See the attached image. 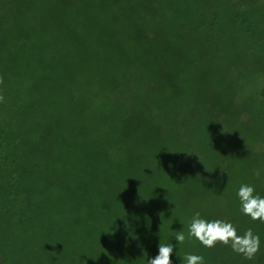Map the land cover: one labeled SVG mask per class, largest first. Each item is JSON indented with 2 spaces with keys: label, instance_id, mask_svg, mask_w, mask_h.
<instances>
[{
  "label": "trees",
  "instance_id": "trees-1",
  "mask_svg": "<svg viewBox=\"0 0 264 264\" xmlns=\"http://www.w3.org/2000/svg\"><path fill=\"white\" fill-rule=\"evenodd\" d=\"M0 76V264H264V0H0Z\"/></svg>",
  "mask_w": 264,
  "mask_h": 264
},
{
  "label": "clouds",
  "instance_id": "clouds-1",
  "mask_svg": "<svg viewBox=\"0 0 264 264\" xmlns=\"http://www.w3.org/2000/svg\"><path fill=\"white\" fill-rule=\"evenodd\" d=\"M3 83L4 79L0 76V85ZM4 99V96L0 94V103ZM237 195L242 213L250 217L252 221H259L264 224V197L256 195L254 187L247 184L241 185ZM193 238L209 249L215 248L217 244L230 247L233 252L242 255L246 260H253L261 250L260 236L255 234L251 228L241 235L232 223L220 219L208 221L201 218L199 212H196L192 217L187 235L184 231H180L174 237L179 244H183L186 240L190 241ZM39 250L37 245L28 249L35 256L39 253ZM174 250L175 245L160 243L157 255L149 258L148 264H173L172 256ZM183 260L186 264H205L204 257L200 255L186 254ZM19 264H24L23 259Z\"/></svg>",
  "mask_w": 264,
  "mask_h": 264
}]
</instances>
